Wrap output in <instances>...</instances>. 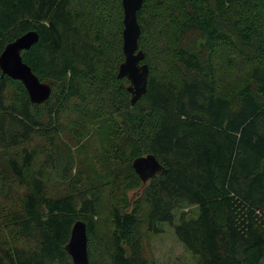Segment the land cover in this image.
Wrapping results in <instances>:
<instances>
[{
	"label": "trees",
	"instance_id": "trees-1",
	"mask_svg": "<svg viewBox=\"0 0 264 264\" xmlns=\"http://www.w3.org/2000/svg\"><path fill=\"white\" fill-rule=\"evenodd\" d=\"M97 2L0 0V52L35 32L21 61L50 88L31 103L0 71V151L21 146L0 175V264H73L64 246L76 221L87 264H153L142 257L140 221L152 235L171 226L197 264H264V0H142L137 48L148 72L132 105L127 79L116 77L120 0L112 29L94 14ZM91 110L119 115L126 131L114 194L106 177L84 179L67 143L83 149ZM147 155L161 170L142 184L131 162ZM51 171L64 182L56 195ZM184 206H196V218L180 213L174 225Z\"/></svg>",
	"mask_w": 264,
	"mask_h": 264
},
{
	"label": "rangeland",
	"instance_id": "rangeland-1",
	"mask_svg": "<svg viewBox=\"0 0 264 264\" xmlns=\"http://www.w3.org/2000/svg\"><path fill=\"white\" fill-rule=\"evenodd\" d=\"M96 17L106 28L112 29L117 22V13L114 10L112 0H98L96 3ZM230 81H235L230 75ZM81 121L84 122L83 137L79 141L83 149L75 150L74 141L68 140L73 157L76 161V168L83 170L82 175L85 180L92 181L93 177L103 176L107 180V194H114V186L122 176L123 166L116 160L115 146L121 145L127 139L126 131L122 118L116 114L104 113L102 110H91L82 115ZM71 141V142H69ZM0 151V175L7 171L6 161L8 158L18 159L19 149ZM48 193L56 195L64 190V182L57 179L51 171L47 175ZM128 202H133L138 197V191H124ZM142 209L139 219H143ZM180 213H184L185 220L195 219L198 214L196 206H184L181 210L173 211V224L178 223ZM161 230L158 234H148L145 231L143 221H140L136 232L139 234L142 245V257L153 264H197L195 258L181 245L175 238L172 227L166 223L159 224Z\"/></svg>",
	"mask_w": 264,
	"mask_h": 264
},
{
	"label": "water",
	"instance_id": "water-1",
	"mask_svg": "<svg viewBox=\"0 0 264 264\" xmlns=\"http://www.w3.org/2000/svg\"><path fill=\"white\" fill-rule=\"evenodd\" d=\"M120 3L123 61L118 65L116 77L127 79L128 85L125 89L129 95V103L132 105L145 92L148 72L145 64H139L143 54L137 48L139 26L136 21V12L140 9L142 0H120ZM36 39L35 32L29 31L6 44L0 52V71L23 85L31 103L41 104L49 96L50 88L47 84L39 82L20 57V52L28 49ZM131 167L142 184L161 170L159 164L150 155L134 159ZM64 249L73 264H87L85 227L82 222H74Z\"/></svg>",
	"mask_w": 264,
	"mask_h": 264
}]
</instances>
